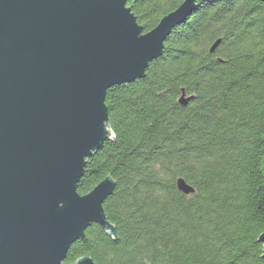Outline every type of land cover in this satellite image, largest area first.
I'll list each match as a JSON object with an SVG mask.
<instances>
[{"label": "trees", "instance_id": "trees-1", "mask_svg": "<svg viewBox=\"0 0 264 264\" xmlns=\"http://www.w3.org/2000/svg\"><path fill=\"white\" fill-rule=\"evenodd\" d=\"M182 2L128 5L149 31ZM106 103L115 137L88 157L78 191L115 178L104 208L118 236L92 223L65 263L264 264V1L199 0L145 77Z\"/></svg>", "mask_w": 264, "mask_h": 264}, {"label": "water", "instance_id": "water-1", "mask_svg": "<svg viewBox=\"0 0 264 264\" xmlns=\"http://www.w3.org/2000/svg\"><path fill=\"white\" fill-rule=\"evenodd\" d=\"M198 1L146 31L129 0H0V264H66L92 223L117 238L104 208L115 178L78 191L88 157L115 137L108 91L145 77Z\"/></svg>", "mask_w": 264, "mask_h": 264}]
</instances>
